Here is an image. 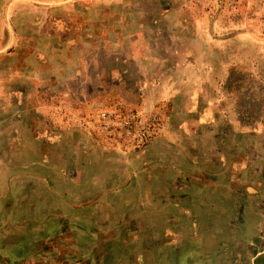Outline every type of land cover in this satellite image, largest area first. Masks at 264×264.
I'll list each match as a JSON object with an SVG mask.
<instances>
[{"label": "rangeland", "instance_id": "obj_1", "mask_svg": "<svg viewBox=\"0 0 264 264\" xmlns=\"http://www.w3.org/2000/svg\"><path fill=\"white\" fill-rule=\"evenodd\" d=\"M0 264H264V0H0Z\"/></svg>", "mask_w": 264, "mask_h": 264}]
</instances>
